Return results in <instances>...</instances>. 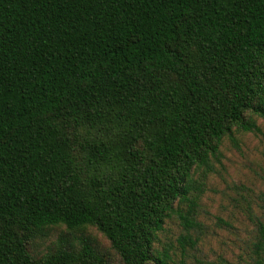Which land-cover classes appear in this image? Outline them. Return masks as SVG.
<instances>
[{"label":"trees","instance_id":"obj_1","mask_svg":"<svg viewBox=\"0 0 264 264\" xmlns=\"http://www.w3.org/2000/svg\"><path fill=\"white\" fill-rule=\"evenodd\" d=\"M258 118L264 0H0V264H109L85 237L33 255L59 225L167 264L165 221L200 228L194 174Z\"/></svg>","mask_w":264,"mask_h":264},{"label":"rangeland","instance_id":"obj_2","mask_svg":"<svg viewBox=\"0 0 264 264\" xmlns=\"http://www.w3.org/2000/svg\"><path fill=\"white\" fill-rule=\"evenodd\" d=\"M256 122L258 133L234 132L233 140L225 137L211 169L194 174L195 219L200 228L186 231L174 215L165 221L154 250L169 255L167 264H253L255 222L264 218V120ZM180 208L186 210V204ZM186 234L197 239L194 247L180 245L179 238ZM82 237L112 264L120 263L108 239L91 226L76 231L51 227L29 244V250L39 257L59 244L76 248Z\"/></svg>","mask_w":264,"mask_h":264},{"label":"snow or ice","instance_id":"obj_3","mask_svg":"<svg viewBox=\"0 0 264 264\" xmlns=\"http://www.w3.org/2000/svg\"><path fill=\"white\" fill-rule=\"evenodd\" d=\"M109 264H111V262H109Z\"/></svg>","mask_w":264,"mask_h":264}]
</instances>
